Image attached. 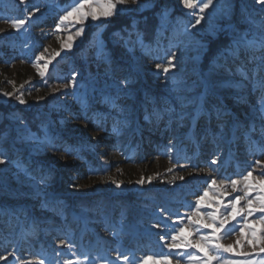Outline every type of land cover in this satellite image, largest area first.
<instances>
[{
	"label": "rangeland",
	"instance_id": "1",
	"mask_svg": "<svg viewBox=\"0 0 264 264\" xmlns=\"http://www.w3.org/2000/svg\"><path fill=\"white\" fill-rule=\"evenodd\" d=\"M75 3L76 0H27V11H39L18 31L10 21L26 17V5L20 0H0V152L6 155L5 164L0 165V255L7 256L15 250L22 260L41 258L45 264H62V257L56 253H67L68 249L59 245L61 240H71L76 245L73 251L82 261L85 255L89 261L99 257L115 260L117 251L137 261L149 254L168 255L166 244L174 222H189L198 196L212 178L229 183L249 170L254 169V176L262 171L255 162H264V139L257 131L248 141L241 131L234 135L233 128L253 121L257 129L261 126L258 109L264 90L255 81L264 78V70L256 73L255 80L252 77L264 50L258 46L241 49L237 57L225 60L220 53L228 46L213 55L210 47L221 36H226L230 45L245 32L247 39L259 41L264 34L259 27L264 9L254 0H220L222 12L227 15L207 9V19L193 29L190 22H195V16L191 13L197 10L184 8L180 0H142L140 11L128 10L134 6L118 5L116 14L152 12L151 18L136 21V31L142 35L145 47L137 44L129 51L124 40L133 27L108 34L106 22L89 18L79 37L75 36L79 23L65 22L57 30L59 17ZM165 10L167 15H162ZM249 16L257 25L246 23ZM228 24L234 31L223 30ZM69 35L73 36L72 48H62ZM132 38H136L135 32ZM169 50L177 54V68L170 78L191 85L203 77L208 84V99L226 113L221 121L214 116L211 122L201 117L195 126L188 119L177 122L176 114L191 112L193 106L181 109L177 93L171 85L164 86L163 73L157 76L155 65L166 63L165 52ZM41 53L45 59L37 60ZM49 59L41 77L33 65L42 67ZM225 64L231 71L223 67ZM240 67L248 73V80L237 71ZM73 72L77 73V87L59 88ZM130 73L135 79L131 96L122 95L118 103L129 110L131 127L114 133L117 114L102 102V93H115V85ZM56 88L59 90L54 91ZM203 91L201 85L179 95L192 99ZM4 92L13 95L5 97ZM17 97L26 103L20 104ZM169 106L175 109L171 119L164 112ZM153 109L159 110L161 118L152 116L151 122L146 121L145 110L151 115ZM16 117H21L23 124ZM221 124L226 125L223 134ZM137 127L140 131H133ZM26 129L41 135V139L43 130H47L59 150L37 147L23 138L28 135ZM213 158L217 160L215 165L211 164ZM41 169L50 170V176L48 184L40 186L46 195L37 197ZM141 177L145 178L142 185L137 184ZM148 177H152L150 182ZM173 177L177 179L170 183ZM112 180L121 182V186L117 188ZM126 194L153 203L131 207L119 201ZM238 195L243 192H233L230 186L222 196L209 191L200 204L197 223L183 235L195 242L213 231L217 225L202 227L209 222L207 214L214 212L219 218ZM255 195L253 192L249 198ZM45 199L47 206L42 207ZM236 207L240 214L225 226H234L235 231L219 241L225 247L231 245L230 251L212 253L203 245H182L172 250L173 264L176 258L181 259V264H189V253L200 257L207 253L213 257L211 264L264 260V252L259 251L264 246V222H257L264 212L255 200L248 207L242 200ZM249 211L251 216L247 215ZM136 227L142 242L140 249H135L138 252H133L129 250L134 244L130 233ZM114 230L119 234L114 235ZM223 232L219 229L216 235ZM14 260L9 256L0 264H14Z\"/></svg>",
	"mask_w": 264,
	"mask_h": 264
},
{
	"label": "snow or ice",
	"instance_id": "2",
	"mask_svg": "<svg viewBox=\"0 0 264 264\" xmlns=\"http://www.w3.org/2000/svg\"><path fill=\"white\" fill-rule=\"evenodd\" d=\"M181 4L184 8L190 9V10H197L191 13V15L195 16V22L191 23V27L195 29L197 25L201 24V21H204L207 19L205 16V11L207 9H212V12H221L222 15H227L226 13L222 12V8L220 6V0H180ZM21 4L26 5V11H27V0H20ZM254 3L259 5L261 9H264V0H254ZM118 5H130L134 7H130L129 11H140L142 7V0H76V3L73 7H71L70 10H65L64 14L59 17V23L57 24V30L61 28L62 25H65V22L69 23H79L81 27L77 29L75 32V36L79 37L83 34L84 28L83 24L86 20L89 18L93 21H100L101 23L106 22L109 18L113 17L117 13V6ZM38 8H33L31 11H27V15L24 18H15L11 19V27L16 30H21L31 21L32 15L34 12H38ZM162 15H167V11L165 10ZM71 18V19H70ZM136 21H133V32H135V39H133V32L128 33V38L124 40L125 47L129 48V51H132L133 48L138 44L140 47H145L143 43L142 35L136 31ZM246 23L250 25H257V21L252 19L250 16L246 17ZM259 27L264 30V18L259 21ZM224 31H229L234 29L232 28L231 24H228ZM185 31H187V26L185 27ZM123 39V37L121 38ZM72 40L73 36H68V42L66 45H62L63 47H67L69 49L72 48ZM131 45V47H129ZM259 47L260 49L264 50V34L261 35L259 41L256 39H247V32L238 39L234 38L232 44L228 45L226 49H224L220 56L223 57L225 60L229 56L231 57H237L238 52L243 49L247 51L248 49ZM47 51V49H45ZM56 55H60L59 52L56 53ZM166 63H156V73L159 77L160 73H163L164 78V86L168 87L171 85V90L177 93V100L180 103L181 109L187 108L189 105L193 106V109L191 112H185L181 111L180 113L176 114L177 122H183L185 119H188L192 122L193 126H195L196 122L201 117H206L209 122L213 119L215 116L217 121H221L223 117L226 115L224 113L223 108L218 103H212L208 97L210 96L208 84L205 81L203 77H199L197 81H193L191 85H188L186 81L180 80V79H171L170 73L173 69L177 68V63H174V61H177V54L174 51H167L165 52ZM37 60H43L45 59L44 54L41 53L39 56L36 57ZM253 59H256L253 57ZM51 62V59L48 60V62L44 63L42 67L33 65L34 67H37V71L39 72L40 76L43 77L45 75L44 70L48 68L49 63ZM226 70L231 71V69L227 68V64L223 65ZM264 70V56L260 58V63L256 66L255 71L253 72L252 79L255 80V75L257 72H260ZM237 71L240 73L241 76L245 80L249 79L248 73L244 71L243 67H240L237 69ZM174 75V73L172 74ZM77 73L73 72L71 79L67 83H61L59 85V88H75L77 87ZM135 82L134 76L132 73H130L127 76H124L119 80V82L115 85V93H102V102L107 103L117 114L116 118L114 119L113 124V132L114 133H122L125 129H129L131 127L129 116H128V109L122 106L118 103V101L121 99V96H131V85ZM9 83H13L9 81ZM255 84H258L262 90H264V78L261 79V81H255ZM201 85L204 86V91L200 93L198 96L193 97L192 99H188L187 96L179 95L180 92H188L192 91L197 87H200ZM59 88L53 89L54 91H58ZM13 93L11 92H4L3 96L9 97L12 96ZM18 102L20 104H25L26 101L22 97H17ZM42 99V97H41ZM208 104V107H205V105ZM145 114V120L151 122L152 116H155L157 119L161 118V113L159 110L153 109V113L149 115L147 113ZM164 112L169 114V118H172V114L175 113V109L171 106L164 109ZM259 112V119L261 120V126L259 129H257L255 122L248 124L247 126H241L237 125L233 128V134L235 135L236 131H241L243 137L251 141V138L253 134L259 132V135L262 139H264V94L260 97V106L258 109ZM20 121L21 124H23V119L21 117H16ZM221 133L223 134V129L226 127L225 124H221ZM28 135L26 137H23L25 139H28L30 141H33L37 147L40 145H43L45 147V150L51 149L52 151H58L59 148H57L56 143L49 137L47 130H43V139H41V135H38L37 133H32L30 130H27ZM133 131H140L139 127L136 129H133ZM5 134V138H6ZM206 138H207V132H206ZM67 151V149H65ZM6 162V155L3 152H0V165L5 164ZM217 163L216 158H213L211 161L212 165H215ZM256 166L261 167L262 171L258 175H253V170L247 171L246 175H243L240 179H231L229 183H226L225 180H217L216 178H212L210 182H208L207 187L203 190L202 194H200L196 200L195 203V211H193L188 216V223H183L182 220H178L174 222V228L172 231V234L170 235V240L167 242L166 246L169 249L168 255H163L156 257L155 255L149 254L145 255L140 258L139 261L135 257L130 258L129 254L120 253L117 251L116 259L113 260L108 257H99L95 261H89V258L87 255L83 257V261L81 258L73 251V249L76 247V245L71 240H61L59 242V245H62L68 249L67 253L57 252V256L62 257V264H148V261H152L153 264H173V254L172 250L174 249H180L182 245H186L189 248L192 247H199L203 245L204 249H208L209 252H218L220 249H223L225 252L231 250V245H228L225 247L223 244L219 243V241L230 234H232L235 231V228L233 226L232 229H227L225 226L228 223L230 218H234L236 215H239L240 212L237 211V204L240 203V201H246V207L251 206L253 204V201L258 202V207L261 212H264V162L260 160H256ZM171 170V169H169ZM42 175L40 176L39 180L37 181L36 185V191L35 195L37 197H40L42 195H46L44 192V188L40 187L41 185H47L49 181L50 176V170L48 172H45L44 169H41ZM152 177H148L147 180L150 182ZM177 179V177H173V181H170V183L174 182ZM178 179L183 180V176H179ZM113 184L116 185L117 188L121 186V182H117L115 180L111 181ZM145 178L141 177L140 180L137 181V184H144ZM239 187L238 186H241ZM254 185H259V187H254ZM216 186V187H214ZM231 187L232 191H242L243 195H238L234 197L226 206L225 211L220 214V217L217 218L216 213H208L207 218L209 222L207 224L202 225L203 228H212L213 225H217L218 227L213 229L210 233H207L205 235L199 236V239L195 242H189L188 238H186L183 233L186 229L194 228V225L197 223L198 218L200 216V204L202 201L205 200V198L208 196L209 191L213 192V195H223L225 192H227L228 187ZM71 187H77L76 185H72ZM255 192L256 195L253 198H249L250 194ZM47 206V199L44 200L42 203V207ZM230 209V211H229ZM240 211H243L241 209ZM248 216L252 215V212L249 211L247 213ZM193 217H196L197 220H193ZM257 222H264V216L260 217V221ZM159 226V225H158ZM167 227V225H165ZM219 229H224V232L217 236L216 232ZM194 230L199 231L198 228H195ZM114 235H118L119 233L117 231H113ZM253 235L255 233L253 232ZM161 240H164L165 237L162 235ZM215 240V244L213 245L212 241ZM260 252H264V246L260 247ZM245 255H249V253H245ZM14 257V264H45V260L41 258H34L33 260H22L19 257L16 256L15 250L12 252H9L7 256L0 255V260L7 261L8 257ZM71 257V258H70ZM213 257L211 255H206L204 257H200L198 255L193 254H187V260L189 264H211ZM57 264H60V261H57ZM175 264H181V259L176 258ZM221 264H264V260L262 261H252V260H246V261H239V262H231V261H222Z\"/></svg>",
	"mask_w": 264,
	"mask_h": 264
},
{
	"label": "trees",
	"instance_id": "3",
	"mask_svg": "<svg viewBox=\"0 0 264 264\" xmlns=\"http://www.w3.org/2000/svg\"><path fill=\"white\" fill-rule=\"evenodd\" d=\"M151 11L145 12L143 14H135V13H128V12H122L114 15L113 17L109 18L106 21L107 24V33L117 32V31H124V29L131 28L133 21H141L143 18H151ZM150 26H154L153 23H150ZM153 28V27H152ZM154 29V28H153ZM147 30V29H146ZM147 32V31H146ZM229 45V41L226 36H221L219 39L212 42L211 50L212 55L219 52L221 49L226 48ZM136 196V194H135ZM119 201L124 202V204H128L129 206L133 207L135 204H140L144 202L145 205L152 204L153 201H147V200H138L135 197H133L132 194H126L119 197ZM91 203V202H89ZM174 204H170V206ZM168 206V207H170ZM172 208V207H171ZM136 209V208H135ZM172 210V209H170ZM135 229H138L137 227ZM133 229L130 233V236L134 239L133 245L129 248L130 251L138 252L135 249H140L138 246L140 242H142V237H140L139 229L136 231ZM103 244V243H100ZM101 246V245H100Z\"/></svg>",
	"mask_w": 264,
	"mask_h": 264
}]
</instances>
